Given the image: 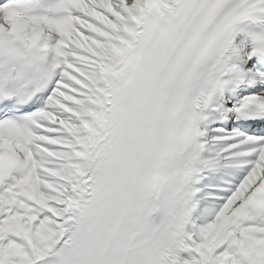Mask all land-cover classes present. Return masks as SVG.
Here are the masks:
<instances>
[{"label": "snow or ice", "instance_id": "1", "mask_svg": "<svg viewBox=\"0 0 264 264\" xmlns=\"http://www.w3.org/2000/svg\"><path fill=\"white\" fill-rule=\"evenodd\" d=\"M0 264H264V0H0Z\"/></svg>", "mask_w": 264, "mask_h": 264}]
</instances>
